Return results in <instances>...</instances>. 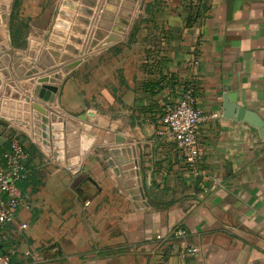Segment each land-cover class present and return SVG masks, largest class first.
I'll return each mask as SVG.
<instances>
[{
    "label": "crops",
    "instance_id": "obj_1",
    "mask_svg": "<svg viewBox=\"0 0 264 264\" xmlns=\"http://www.w3.org/2000/svg\"><path fill=\"white\" fill-rule=\"evenodd\" d=\"M139 1L126 10L125 0H21V13L35 10V17L26 20L20 49L9 25L15 2L9 9L12 0L0 1V64L10 74L0 100L13 95L27 104L26 120L9 124L33 169L21 187L32 211L17 214L28 227L15 244L20 251L56 246L47 264H264V139L222 116L231 94L264 122V0ZM126 19L120 41L96 50ZM76 61L62 82L47 84L57 88L52 104L18 84ZM31 67L39 73L24 78ZM188 91L206 116H219L198 128L202 156L194 169L155 135L163 106ZM31 102L110 141L67 168L33 142ZM125 147L134 148L132 159L120 152L116 162L109 149ZM175 227L186 239L170 237Z\"/></svg>",
    "mask_w": 264,
    "mask_h": 264
},
{
    "label": "built area",
    "instance_id": "obj_2",
    "mask_svg": "<svg viewBox=\"0 0 264 264\" xmlns=\"http://www.w3.org/2000/svg\"><path fill=\"white\" fill-rule=\"evenodd\" d=\"M195 4L205 5V0H195ZM207 118L215 120L219 116H206L195 105L191 92L188 91L182 99L163 106L155 135L171 141L186 165L194 169L202 156L197 138L198 128ZM9 120L11 118L0 116V141H3L0 147V264H13L15 257L16 261H24L25 264H47L58 254L56 246H47L48 251L44 253L40 250L20 251L15 245L16 235L28 227L25 223L16 222L17 214L32 211L29 197L21 187L30 183L33 169L30 166V152L20 134L9 124ZM170 237L183 240L186 239L187 233L183 228L175 227L170 232ZM187 252L195 255L197 249H188Z\"/></svg>",
    "mask_w": 264,
    "mask_h": 264
},
{
    "label": "water",
    "instance_id": "obj_3",
    "mask_svg": "<svg viewBox=\"0 0 264 264\" xmlns=\"http://www.w3.org/2000/svg\"><path fill=\"white\" fill-rule=\"evenodd\" d=\"M4 4H9L10 0H0ZM137 0H125L126 10L133 9ZM110 4L112 0H109ZM119 24L122 27L116 28V33H111L103 41L102 44L96 46V41L92 42L95 49H101L109 45H113L120 41L121 35L126 32L128 21L121 20ZM104 33L101 30L95 32L94 37L102 40ZM34 53L32 57H34ZM33 58H31L32 60ZM33 61V60H32ZM80 61L63 66L60 72L41 76L35 80L30 78L28 81H20L19 86L30 92L31 97L42 102L52 104L54 102L57 88L47 87V84H55L63 81V73H66L72 67L77 66ZM39 73L35 67L29 68L25 73L24 78L32 77ZM10 80L9 72L0 64V87L4 81ZM35 86L32 88V84ZM7 99V100H6ZM30 103V100H27ZM27 104H22L16 96H9L0 100V116L8 118H16L19 120H26L21 110H25ZM31 125H32V139L37 145L52 151V158L56 162H63L66 159V167L72 168L79 163L80 155L89 151L93 145H99L110 141L109 136H106L102 131L93 129L88 125L82 124L79 120L70 116L61 117L46 108L38 102H31ZM222 116L228 120H236L247 123L249 126L256 128L259 135L264 139V122L253 112L247 111L236 105L234 95H226L223 97ZM3 141H0V147ZM120 152H127L128 159H132L131 152L134 148L125 147L123 149H109L110 156L116 161L121 162L118 158Z\"/></svg>",
    "mask_w": 264,
    "mask_h": 264
},
{
    "label": "rangeland",
    "instance_id": "obj_4",
    "mask_svg": "<svg viewBox=\"0 0 264 264\" xmlns=\"http://www.w3.org/2000/svg\"><path fill=\"white\" fill-rule=\"evenodd\" d=\"M20 1L21 0H12L11 4L9 6V9H11V7L13 6V2H15V4H14V12L12 14V23H10L9 25H10V32H11V30L14 31L16 44H19L18 48H16V49H20V48H23V47L26 46L27 34H28V22L26 20L32 21V19H34V17H35L33 15L35 10H30L31 13L29 12L28 15L27 14L23 15L21 13V8H20L21 3H20ZM142 2H143V0L139 1V4H138L139 6L138 7L141 6ZM101 151L102 152H106L105 149H102Z\"/></svg>",
    "mask_w": 264,
    "mask_h": 264
},
{
    "label": "trees",
    "instance_id": "obj_5",
    "mask_svg": "<svg viewBox=\"0 0 264 264\" xmlns=\"http://www.w3.org/2000/svg\"><path fill=\"white\" fill-rule=\"evenodd\" d=\"M147 1H150V0H147ZM28 151H29V150H28ZM15 245H17V244H15ZM44 252H46V249H45ZM16 260H17V257H15V258L13 259V264H25L24 261H16Z\"/></svg>",
    "mask_w": 264,
    "mask_h": 264
}]
</instances>
